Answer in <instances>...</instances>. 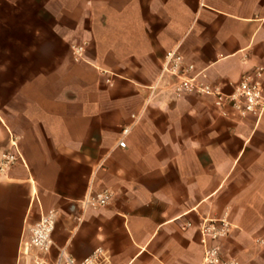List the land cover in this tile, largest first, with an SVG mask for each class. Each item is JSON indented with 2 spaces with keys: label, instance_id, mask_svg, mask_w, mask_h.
Here are the masks:
<instances>
[{
  "label": "crops",
  "instance_id": "obj_1",
  "mask_svg": "<svg viewBox=\"0 0 264 264\" xmlns=\"http://www.w3.org/2000/svg\"><path fill=\"white\" fill-rule=\"evenodd\" d=\"M17 3L26 5L0 0V8ZM178 3L163 4L170 17L162 39H181L194 72L229 90L264 65V0ZM50 21L53 29L35 31L8 22L0 34V151L12 134L22 154L0 172V264H17L24 231L49 208L57 210L54 248L76 260L100 248L106 264H199L203 225L223 218L229 234L217 242L225 256L241 257L264 237V111L223 116L209 97L177 96L164 81L147 97L146 80L128 74L113 90L94 68L113 70L112 61L99 51L89 65L65 63L59 55H68L71 37ZM145 22L106 16L104 32L92 27L83 37L113 45L119 34L143 47ZM102 189L112 192L108 204L81 206Z\"/></svg>",
  "mask_w": 264,
  "mask_h": 264
},
{
  "label": "rangeland",
  "instance_id": "obj_2",
  "mask_svg": "<svg viewBox=\"0 0 264 264\" xmlns=\"http://www.w3.org/2000/svg\"><path fill=\"white\" fill-rule=\"evenodd\" d=\"M24 1H26V5L21 7L17 3L6 8H0V34L6 32L7 35V30L9 29L8 22H13L12 24H15V21H17V25L22 28V30L33 29L34 31L53 29L54 23H51L50 20L56 24L58 22L64 27L66 35L71 37L68 55L63 51V54L59 55V57L62 58L65 63L69 61L72 63L82 62L89 65L86 59L99 51L103 52V55L112 61L113 70H106L99 65L94 66V68L100 76H104V82L113 90L120 89V84L118 83V85H116L115 79L122 80L121 74H128L131 77L141 76L142 79H145L147 84L144 88L148 91L147 97H149L151 91L154 90L150 89L149 85H155V83L159 85V83L161 84L164 80L165 84L176 82L178 78L170 74L164 73L160 78L165 55L171 49H176V52L182 56L181 63L183 65L191 63L185 60V55L181 48L182 45L180 44L181 39L177 41L180 43L176 44V42L174 45L164 43L162 39V37L168 33L164 32V30L170 14L167 8L163 6L167 0H133L132 3H128V0ZM177 1L179 2L178 5H184L185 1L190 7H193L195 4V0ZM137 14L144 17L146 21L144 25L145 46H143L144 52L141 54L139 50L142 45L139 46L137 40L122 39L119 34H117L118 37L114 39L113 45H110L106 40L97 42L94 39L89 40L83 37V33H86L92 27H94V31L98 34L104 32L106 16L120 21L122 17L131 18ZM31 17L33 18L32 23ZM110 25L111 24H109V28L113 27ZM118 26L119 30L121 27L120 25ZM132 28L134 33H136L135 23L132 25ZM107 46L113 47L108 48ZM77 47H81V49L79 50L80 52L75 53L73 50ZM127 50L129 51L128 55H126ZM127 68L129 71L126 70ZM155 90L156 94H158L160 87L156 86ZM148 104L149 103H144L143 105L146 107ZM124 126H121L119 133ZM254 242L255 244H253V247H248L246 252L243 251V247L241 248V257L236 256L241 264H264V237L256 241L254 240Z\"/></svg>",
  "mask_w": 264,
  "mask_h": 264
},
{
  "label": "built area",
  "instance_id": "obj_3",
  "mask_svg": "<svg viewBox=\"0 0 264 264\" xmlns=\"http://www.w3.org/2000/svg\"><path fill=\"white\" fill-rule=\"evenodd\" d=\"M80 49L81 47H77L73 51L77 53ZM181 62L182 56L176 52V49L169 50L165 55L160 74V78L164 73L178 78L172 83V91L175 95L188 92L207 96L223 116H229L231 113L239 116L249 114L260 116L263 113L264 65H257L251 71L245 72L236 82L229 83L230 89L226 90L225 85L208 80L204 72H194L193 64L183 65ZM155 85H149V87L154 89ZM131 117L133 122L137 121L136 114H132ZM130 129L131 124L122 128L117 140L118 146H126V136ZM20 160H22V154L18 148L17 139L11 134L9 146L0 151V172L6 171ZM111 196L110 190L102 189L88 192L79 201L84 209L97 208L108 204ZM56 218L57 210L49 208L27 226L18 247L17 264H106L108 257L100 248L81 260H76L63 247L54 248L52 232ZM229 228L230 224L224 218L217 224L211 221L203 225L201 230L203 253L199 264H241L237 257L225 256L222 245L217 242L229 234ZM208 239L216 242L209 243Z\"/></svg>",
  "mask_w": 264,
  "mask_h": 264
}]
</instances>
